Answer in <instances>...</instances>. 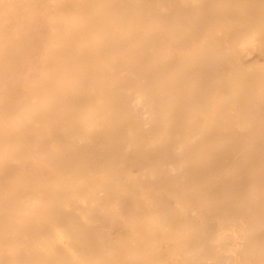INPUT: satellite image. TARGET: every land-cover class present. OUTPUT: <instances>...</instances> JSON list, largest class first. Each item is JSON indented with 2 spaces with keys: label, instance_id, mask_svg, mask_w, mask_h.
Wrapping results in <instances>:
<instances>
[{
  "label": "bare ground",
  "instance_id": "6f19581e",
  "mask_svg": "<svg viewBox=\"0 0 264 264\" xmlns=\"http://www.w3.org/2000/svg\"><path fill=\"white\" fill-rule=\"evenodd\" d=\"M0 264H264V0H0Z\"/></svg>",
  "mask_w": 264,
  "mask_h": 264
}]
</instances>
